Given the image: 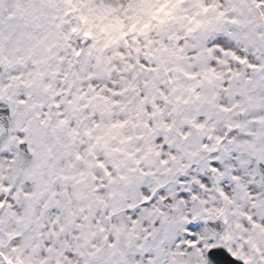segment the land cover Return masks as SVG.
Listing matches in <instances>:
<instances>
[{
    "label": "snow or ice",
    "instance_id": "1",
    "mask_svg": "<svg viewBox=\"0 0 264 264\" xmlns=\"http://www.w3.org/2000/svg\"><path fill=\"white\" fill-rule=\"evenodd\" d=\"M4 4L0 0V264H264V0H129L127 6L114 0H11L8 11ZM104 20L109 23L97 24ZM97 27L119 32L122 40L132 36L137 44L145 38L140 71H159L149 59L171 55L191 63L211 56L205 79L219 81L220 89L212 107L230 119L223 133L204 136L201 151L168 172L178 151L168 135L173 124L165 119L153 128L163 110L153 96L149 111L141 93L140 110L149 117L144 127L170 178L155 169L129 170L151 176L147 182L103 157L89 161L102 174H92L97 211L86 225L85 208L70 209L68 189L62 200L57 188L73 177L51 162L83 161L80 146L92 154L100 142L97 137L85 144L92 130L79 127L80 113L88 111L81 101L100 91L97 74L110 73L124 53L107 56L118 40L110 34L100 46ZM26 61L31 68L22 72L18 66ZM211 121L208 111L199 112L178 136L187 140L190 128L203 130ZM208 192L213 204L220 202L214 215L205 203L203 213L176 218L189 200ZM230 216L238 218L232 228ZM96 232L104 234L101 245L89 242Z\"/></svg>",
    "mask_w": 264,
    "mask_h": 264
},
{
    "label": "clouds",
    "instance_id": "2",
    "mask_svg": "<svg viewBox=\"0 0 264 264\" xmlns=\"http://www.w3.org/2000/svg\"><path fill=\"white\" fill-rule=\"evenodd\" d=\"M119 4L127 6L129 0H114ZM190 7V5H189ZM5 11L11 9V0H5ZM109 21H97L98 25H106ZM129 21L125 18V24ZM127 30V29H125ZM97 36V43L103 46L111 37L118 40V43L113 44L106 51L107 56H112L115 52H123L124 59L115 58L112 62V71L110 73H98V83L96 88L99 92H88L90 99H85L81 103L88 105V111L81 112L80 115L84 119L79 121V127L90 128L92 130V138L83 137L85 144L96 142V138L100 137V142L97 144L94 153L90 154L85 146H80L81 154L84 157L83 161H77L75 158H64L62 160H53L57 168H62L65 175L73 177L68 181H59L57 188L61 192V199L67 197L63 195L65 188L68 189L71 197L70 209L77 210L81 206L85 208L89 219L84 223L91 224L97 211V204L93 198V181L92 174H102L99 168L88 167L89 161H94L97 157H103L105 163L113 164L119 167V170L124 172L130 178L145 179L151 182L152 177H140L139 172L132 173L129 170L132 168L146 169L152 173L153 169L157 173H161L164 178H170L165 168L160 164V157L156 155L160 151L159 146L153 147L154 141L151 139L152 133L147 130L144 125L149 123V117L140 109L142 105L141 93H144L149 100V111H152L151 97L155 96L162 114H158L152 119V127L157 126V122H162L168 119L173 124V130L168 135L175 137V146L178 148L176 153V161H170L172 168L168 172L174 171L179 167L181 159H186L193 153L201 151L202 138L214 132L224 131V126L230 117L216 111L212 105L219 98V81L205 79L206 69L210 67L211 56H205L200 61L180 60L175 56L168 55L161 61L149 59V64L156 63L159 69L158 72L140 71L138 65L139 60L146 58V49L143 47L146 41L145 38L138 37L137 44L132 36L126 40L119 39V32H114L111 29L109 32H104L101 27L94 29ZM150 39L158 43L160 37L158 34H152ZM140 47L141 52L137 53L136 48ZM27 56L28 54L25 53ZM38 56L39 54L36 53ZM135 64L133 68L130 65ZM20 71L30 70L31 65L25 62L18 66ZM217 72L223 71L221 65H216ZM193 73V77L186 76L185 73ZM148 81V86L145 87V81ZM161 91L167 95L168 100L164 101L160 95ZM199 96V98H197ZM40 99L46 101V96L40 95ZM208 111L212 116V121L206 129L190 128V135L187 140L180 139L178 133L183 131L189 120L195 119L199 112ZM122 122L124 127H113ZM151 149V150H150ZM140 163L137 164L136 161ZM74 165V167H73ZM83 172V176L78 173ZM79 193V197L76 194ZM199 198L196 201L189 200L187 207L181 209L176 218L180 214H186L188 211L192 213H203L204 204L209 205L208 211L215 214L216 207L220 206L219 201H215L211 192L198 194ZM91 205L89 210L88 206ZM101 215H103L102 209ZM229 227L238 222V218L234 220L231 216ZM105 226H109L107 223ZM139 227V226H138ZM93 231L86 227L85 232ZM103 233L96 232L93 240L89 242L98 245L103 244ZM21 247H24L22 244ZM11 254V253H10ZM29 254H31L29 252Z\"/></svg>",
    "mask_w": 264,
    "mask_h": 264
}]
</instances>
